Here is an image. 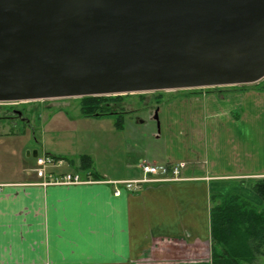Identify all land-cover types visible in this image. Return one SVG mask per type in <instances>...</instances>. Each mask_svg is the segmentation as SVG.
I'll use <instances>...</instances> for the list:
<instances>
[{
	"label": "crops",
	"instance_id": "1",
	"mask_svg": "<svg viewBox=\"0 0 264 264\" xmlns=\"http://www.w3.org/2000/svg\"><path fill=\"white\" fill-rule=\"evenodd\" d=\"M241 98L235 95V101ZM227 99L205 97L203 103L217 106V110L233 109ZM252 99L250 96L248 101ZM200 102L197 98L176 99L165 104L170 108L164 111L170 146L150 161L183 162L180 180L150 182L135 191L126 190L119 181L140 178V164L136 171L127 162L121 172L96 170L87 154L67 156L63 147L46 146V135L63 134L64 123L74 120L64 117V112L49 113L41 132L31 130L35 142L29 138L20 149L1 139L0 264H158L164 260L156 254L163 243L176 254L186 250L185 258L176 257L178 264H209L210 209L215 202L238 195L257 208L262 205L245 183L253 176L264 177V133L260 130L264 123L260 128L250 121L259 119L251 113L231 125L232 133L207 132L199 127L203 120L201 111H196ZM219 116L222 121L226 117L223 112ZM207 136L217 145L208 143L212 149L204 151ZM232 136L234 142L244 141L249 147L236 144L223 148ZM37 146L44 155L63 156L62 164L54 168L56 173H79L90 182L41 185L33 172L36 157L25 153V149L37 150ZM203 151L208 153L209 163L195 164L192 160L200 159L198 153ZM252 152L263 153L260 161L249 154ZM82 157L89 164L82 162ZM251 195L261 202H253ZM147 257H151L150 262Z\"/></svg>",
	"mask_w": 264,
	"mask_h": 264
},
{
	"label": "water",
	"instance_id": "2",
	"mask_svg": "<svg viewBox=\"0 0 264 264\" xmlns=\"http://www.w3.org/2000/svg\"><path fill=\"white\" fill-rule=\"evenodd\" d=\"M262 78L264 0H0V102Z\"/></svg>",
	"mask_w": 264,
	"mask_h": 264
},
{
	"label": "rangeland",
	"instance_id": "3",
	"mask_svg": "<svg viewBox=\"0 0 264 264\" xmlns=\"http://www.w3.org/2000/svg\"><path fill=\"white\" fill-rule=\"evenodd\" d=\"M235 95H240L242 98L235 101ZM250 96L253 97L251 102L248 101ZM85 97L98 99V106H100V109L89 108L88 104L90 102L84 101ZM205 97H226L228 98L227 101L233 104V109L217 110V106L215 108L214 106H209L206 102L203 103ZM196 98L201 101L199 104L201 109L195 110L201 111V118H203L199 127H201L200 129L206 128L207 132H218L220 135H223L225 131H230L232 133L233 130H231V125L239 123V121H242L244 115L246 116V114L249 115L251 113L253 117L258 116L259 119L255 118L250 121H253L254 124L258 125L260 128L264 123V78H262L255 83L238 85L50 98L36 101L0 102V140L4 138L12 147H17L19 149L29 138L30 142L33 143L34 137L31 134V130L34 132L40 130L39 132H41L44 124L43 122H45L47 115L53 111H61L64 112L62 115H66L64 117L67 119L70 117L75 118L74 120H68V123H64L63 129L65 131L63 134L58 132V134L56 133L55 135H46L47 147H63L68 151L67 156L79 155L80 157L81 155L87 154L93 161L92 168L96 170H103L105 168L112 171L114 169V172H121L122 166L127 162L130 163L132 169L136 171L135 167L137 163L140 164L143 161L150 163L156 156L160 155L159 153H164L167 150L166 148L170 146V139L167 137L169 130L165 125V112L170 111V108H165V104L172 103V101L176 99L184 101V99L190 100ZM155 107L157 108L155 113H157L158 116L159 130L156 125L157 121L149 116V113L152 114V110ZM15 111H20L27 121H21L19 117H17ZM88 112L97 114L103 113V115L98 117L85 116L88 120L84 119L85 117H79L80 119H78L76 116H82ZM123 112H126L127 115H123ZM222 112L226 115L223 121L222 117L219 116V113L221 114ZM119 118L122 120H119L121 122L118 123ZM141 120H145V123H139ZM260 130L264 133L263 127ZM216 138L217 136L213 137V140ZM130 139L131 141H129ZM205 139L207 141L204 142L203 140L204 151L211 150V145L213 147L217 145L215 142L212 143V140L210 141L208 136ZM232 139L233 140L229 139L227 141L228 144L226 143L223 148H231L232 146L239 147L241 145L248 146L244 141L234 142L233 136ZM208 143L212 144L208 145ZM236 144L237 146H235ZM130 148L134 149V151L129 152L128 150H130ZM27 150L28 149H25V153ZM37 150L40 153L39 155L43 154L40 147L37 146ZM204 151L198 153L200 157L197 158L200 159L192 160L195 164H199V162L204 164L206 162L209 163V159H206V154L208 153ZM249 154L251 156L254 154L253 158L256 159L257 157L258 161H260L259 156L263 155V153L259 155L257 152ZM215 155L218 156L217 154ZM51 156L63 158V156L57 154ZM227 158L229 159L230 156ZM141 174L142 173H140V175ZM263 178V176H253L248 178V182H246V180L244 181L248 189L251 190L250 187L253 185V182ZM251 193L253 192L251 191ZM251 198L254 199L253 202H261L255 195ZM220 202L221 200H218L215 203L218 204ZM217 204H215V206ZM257 210H264V201H262V205L259 206ZM170 248L172 247H170L168 243H163L162 249H158L156 254L164 258V260L158 264H178L175 261L177 260L176 257L180 259L186 257V250H184L185 252L178 251L176 254ZM147 259V262H150L151 257H147ZM211 259L209 264H211ZM247 263V261H240L239 264ZM151 264H156V262ZM251 264H264V255L255 257Z\"/></svg>",
	"mask_w": 264,
	"mask_h": 264
},
{
	"label": "trees",
	"instance_id": "4",
	"mask_svg": "<svg viewBox=\"0 0 264 264\" xmlns=\"http://www.w3.org/2000/svg\"><path fill=\"white\" fill-rule=\"evenodd\" d=\"M84 101L90 102L89 108L100 109L98 99L85 97ZM85 115L103 113L88 112L82 116ZM119 120L122 119L118 123ZM87 160L84 157L82 162L88 163ZM250 189L264 201V178L255 180ZM210 210L211 264H239L240 261L251 264L255 257L264 255V210L258 211L253 203L238 195L222 198Z\"/></svg>",
	"mask_w": 264,
	"mask_h": 264
},
{
	"label": "built area",
	"instance_id": "5",
	"mask_svg": "<svg viewBox=\"0 0 264 264\" xmlns=\"http://www.w3.org/2000/svg\"><path fill=\"white\" fill-rule=\"evenodd\" d=\"M62 162V159L51 155H37L33 172L40 179L41 185H70L90 182L88 179H82L79 173H56L54 168L60 166ZM184 165L185 164L183 162L156 164L143 161L139 166L142 173L140 178L119 182L125 186L126 190L135 191L143 184L150 182L180 180L179 173ZM114 193L119 195L120 191L115 190Z\"/></svg>",
	"mask_w": 264,
	"mask_h": 264
},
{
	"label": "flooded vegetation",
	"instance_id": "6",
	"mask_svg": "<svg viewBox=\"0 0 264 264\" xmlns=\"http://www.w3.org/2000/svg\"><path fill=\"white\" fill-rule=\"evenodd\" d=\"M155 110H157V108H156V107H155V108H153V110H152V114H150V113L148 112L150 117H153V116L155 115V113H154V112H155ZM148 111H149V110H148ZM15 112H16V111H15ZM122 114H123V115H127V113H126V112H123ZM16 115H17V113H16ZM17 117H19V119H20L21 121H25V122L27 121V119H26V118H24L22 115H21V116L17 115Z\"/></svg>",
	"mask_w": 264,
	"mask_h": 264
}]
</instances>
